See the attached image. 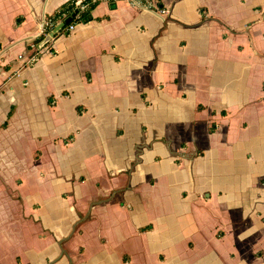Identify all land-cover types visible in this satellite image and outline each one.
<instances>
[{
  "label": "crops",
  "instance_id": "obj_1",
  "mask_svg": "<svg viewBox=\"0 0 264 264\" xmlns=\"http://www.w3.org/2000/svg\"><path fill=\"white\" fill-rule=\"evenodd\" d=\"M68 2L0 0V264H264V0Z\"/></svg>",
  "mask_w": 264,
  "mask_h": 264
},
{
  "label": "built area",
  "instance_id": "obj_2",
  "mask_svg": "<svg viewBox=\"0 0 264 264\" xmlns=\"http://www.w3.org/2000/svg\"><path fill=\"white\" fill-rule=\"evenodd\" d=\"M101 4L108 6L127 4L136 9L155 10L160 11L161 14L165 13L163 10H159L152 0H70L66 4L69 8L66 12L62 13L59 17L53 16L44 20L41 33L42 40L53 34L54 30L60 25H62L61 30L51 41L58 36H70L74 33L77 26L89 22L91 12ZM31 62L33 63L34 59Z\"/></svg>",
  "mask_w": 264,
  "mask_h": 264
},
{
  "label": "water",
  "instance_id": "obj_3",
  "mask_svg": "<svg viewBox=\"0 0 264 264\" xmlns=\"http://www.w3.org/2000/svg\"><path fill=\"white\" fill-rule=\"evenodd\" d=\"M61 28H62V25H60V26H58L55 30H54V32H53V34H51L50 36H47V37H45L37 46H36V49L38 50V51H41V50H43L49 43H50V41H51V39L55 36V35H57L58 33H59V31L61 30Z\"/></svg>",
  "mask_w": 264,
  "mask_h": 264
},
{
  "label": "trees",
  "instance_id": "obj_4",
  "mask_svg": "<svg viewBox=\"0 0 264 264\" xmlns=\"http://www.w3.org/2000/svg\"><path fill=\"white\" fill-rule=\"evenodd\" d=\"M69 8H68V6H63L60 10V12L58 11L54 16L55 17H59L62 13H64V12H66L67 10H68Z\"/></svg>",
  "mask_w": 264,
  "mask_h": 264
}]
</instances>
